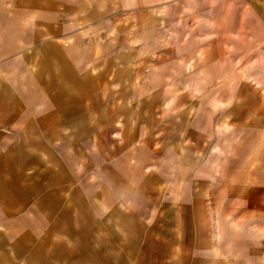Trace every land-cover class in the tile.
I'll use <instances>...</instances> for the list:
<instances>
[{
	"label": "crops",
	"instance_id": "0c3cea01",
	"mask_svg": "<svg viewBox=\"0 0 264 264\" xmlns=\"http://www.w3.org/2000/svg\"><path fill=\"white\" fill-rule=\"evenodd\" d=\"M245 71L264 0H0V264H264L260 124L244 178L197 158Z\"/></svg>",
	"mask_w": 264,
	"mask_h": 264
},
{
	"label": "rangeland",
	"instance_id": "374dc122",
	"mask_svg": "<svg viewBox=\"0 0 264 264\" xmlns=\"http://www.w3.org/2000/svg\"><path fill=\"white\" fill-rule=\"evenodd\" d=\"M166 13L168 16L172 15L171 11ZM164 29L166 37H169L173 30L172 17H166ZM172 42L171 39H166V43ZM252 75H255V77H252ZM229 76L227 87L224 89L214 88L213 95L216 97L219 92H225L230 103L227 105H210L214 115L213 125H220V131L216 132L212 138V142L216 144L217 149L211 152H200L197 158L200 165H205L204 161L208 160L206 167L214 173V177L218 175L232 182L244 178L257 164V160L254 159L252 145L249 147L250 149L247 146L252 144V128L256 127L257 124H260L262 130L260 159L261 163L264 164V71L230 72ZM236 99H241L244 103L239 104V100L236 101ZM218 109L217 115L216 111ZM221 111L222 116H220ZM227 111H229L228 117H226ZM258 115L261 117L260 119H256ZM215 116L219 120L215 119ZM241 116H244V118ZM263 172L264 168L262 166L261 173Z\"/></svg>",
	"mask_w": 264,
	"mask_h": 264
}]
</instances>
